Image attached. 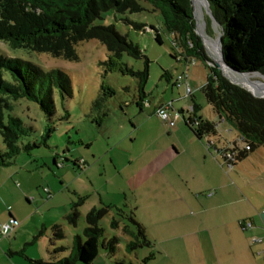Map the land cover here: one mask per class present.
<instances>
[{
  "label": "rangeland",
  "instance_id": "374dc122",
  "mask_svg": "<svg viewBox=\"0 0 264 264\" xmlns=\"http://www.w3.org/2000/svg\"><path fill=\"white\" fill-rule=\"evenodd\" d=\"M140 4L144 7L140 13H114L108 10L95 25L113 26L119 33L127 36L128 40L137 44L148 59L149 76L144 86V92L148 93L146 101L157 103L163 100L164 103H171L174 110L182 112L184 118H187L190 98L183 87L173 85L178 75L186 73L192 89V98L200 106L198 114L207 121L216 120L215 111L207 104L201 91V86L206 82L207 67L198 60L192 59L189 64L179 61L174 56L179 51L172 47V36L163 27L160 14L147 2L140 0ZM203 11L206 22V19L210 18L205 4ZM127 21L152 25L158 30L161 43L154 40L156 34L152 30L138 31ZM214 23L217 22L210 21V25L206 26V34L209 38L217 39L219 33L222 35V30L218 23V27H214ZM262 44L264 38L256 36L255 39H244L238 50H235L236 59L242 67L250 68L247 74L257 85H264V77L257 73L254 75L252 69L257 64L247 63H257L256 51ZM203 45L208 58L214 63L217 59L216 53L209 44V49L204 43ZM76 50L78 60L66 61L47 53L24 48L14 49L7 42L0 41L1 56L21 59L36 65L44 72L61 71L68 78L71 89L70 93H65L60 88L53 87L52 93L46 96L44 88L41 95L46 108H42L40 102L24 98L13 102V114L21 118L23 125L29 129L24 143L35 141L39 146L28 153H19L9 166L0 167V227L9 219V213L16 217L19 224L14 233L8 237H0V264H32L31 261L36 260L50 263L62 259L72 249L73 236L83 239L86 214L98 206L100 201L106 205L115 203L119 209L127 208L123 199L113 195L114 188L119 186V178L112 169L106 165L105 172L100 167L101 164L88 168L80 164V161L86 159L92 164L94 155H98L105 148L108 136L111 142L119 137H126L125 129L130 123L127 118L132 116L134 110H138L137 79L122 75L118 71L104 73L102 62L108 58V50L95 39L79 42ZM121 61L136 72L144 67L143 59L137 60L124 55ZM164 70L171 76L169 82L162 77ZM7 77L8 74H5V78ZM101 85L111 89L114 95H106L104 108L97 111L92 109V103L103 94V90L106 91L101 89ZM102 112L108 115L104 125L110 130V134L105 135L106 137L96 127V122L105 117ZM133 120L134 118L131 121ZM155 120L151 121L152 129L157 127ZM182 121L180 117L179 122ZM120 122L124 123V130L118 127ZM160 123L162 124L161 121ZM48 133L44 144L43 137ZM222 136L228 141L234 138L238 147L244 145L240 138L236 137L234 130L229 134L222 133ZM128 145L129 140L122 143V147ZM106 161L108 162V158ZM80 198L85 199L78 207L76 225L69 224L66 216ZM112 216L119 220L118 228L110 227ZM54 225H59L63 234L61 239L54 237ZM99 225L103 229V236L100 238L98 255L92 264H140L149 253H157L153 245L151 248L143 246L132 253L128 252L126 247L131 236L123 231V227L128 226L131 231L135 228L126 217L118 216L114 210L102 218ZM112 237L117 239V244L115 251L110 254L103 248L102 241ZM58 248L64 249L60 252L56 251Z\"/></svg>",
  "mask_w": 264,
  "mask_h": 264
},
{
  "label": "trees",
  "instance_id": "16d2710c",
  "mask_svg": "<svg viewBox=\"0 0 264 264\" xmlns=\"http://www.w3.org/2000/svg\"><path fill=\"white\" fill-rule=\"evenodd\" d=\"M143 1L160 14L163 27L172 36V47L179 51L174 56L186 64L193 59L207 67L206 82L201 86L207 104L213 108L220 120L237 131L241 142L250 145V150L247 151L232 143V147L220 152V154L227 150L235 152V166L260 145L264 146V99L253 96L249 93L250 90L247 91L223 77L219 68L208 58L203 45L204 43L209 49L207 40L203 38L202 43V39L195 31L196 9L194 18L191 0ZM202 1L205 4L204 0ZM207 1L213 18L221 26L224 61L239 72H247L250 68L240 65L236 59L235 50H238L239 44L244 39H255L256 36L264 38V0ZM108 10L114 13H140L144 7L140 4V0H0V41L7 42L14 49L24 48L38 53H47L54 58L66 59V61H77L76 45L79 42L95 39L108 50V58L102 62L104 73L118 71L122 75L136 77L139 93L136 106L141 108L148 96V93L144 92L149 76L148 59L142 54L137 44L128 40L127 36L119 33L113 26L95 25V22L101 19V15ZM206 22L203 13L201 27L205 31L206 26L210 25V20L206 19ZM127 23L138 31H144L145 27H148L156 34L154 40L161 43L160 34L152 25L129 21ZM217 23H214V27H218ZM124 55L137 60L143 59V69L136 72L122 63L121 58ZM256 62L247 64H257L252 71L264 74V44L256 51ZM5 74H8L7 78ZM162 77L168 82L171 78L165 70ZM53 87H58L65 93L71 91L68 78L63 72H44L34 64L0 55V167L9 166L19 153H28L39 146V143L35 141L24 143V138L29 135V129L23 125L21 118L13 114V102L24 98L40 102L42 108H46L41 94L45 88V95L49 96ZM101 89L106 91L103 90V94L92 103L93 110L101 111L104 108V97L114 95V92L105 88L104 85H101ZM256 95L264 97L263 94ZM188 97L191 104L185 123L191 132L198 138L204 135L218 136L217 123L203 119L198 114L200 106L195 103L192 95ZM178 113L184 118L182 112ZM104 115L105 112H102V116ZM51 131L52 129L49 130ZM48 135L49 133L43 137V143ZM84 199L80 198L79 202L74 203L70 208L66 216L69 224L76 225L79 216L78 207L82 205ZM112 210L118 216L126 217L135 228L131 231L128 226L123 227V231L131 236L126 247L128 252L132 253L143 246L152 247V243L146 238L144 227L135 220L132 210L126 213L123 209L101 203L86 214L83 239L73 236L72 249L67 256L50 263L43 260L31 261V263L92 264L98 255L100 238L103 236V229L99 222ZM12 217L9 213V219ZM118 223L119 220L112 216L109 222L110 227L118 228ZM52 228L55 231L54 237L61 239L63 234L59 225H54ZM40 234L41 232L37 236ZM116 244L115 237L102 241L103 248L110 254L115 251ZM63 249L58 248L56 251L61 252ZM153 258L154 253L151 252L141 260L140 264H147Z\"/></svg>",
  "mask_w": 264,
  "mask_h": 264
},
{
  "label": "crops",
  "instance_id": "0c3cea01",
  "mask_svg": "<svg viewBox=\"0 0 264 264\" xmlns=\"http://www.w3.org/2000/svg\"><path fill=\"white\" fill-rule=\"evenodd\" d=\"M163 104L137 107L127 118L126 137L111 142L108 136L93 163L83 164H101L105 172L107 165L119 178L113 195L123 199L124 211L132 210L157 251L147 264H264V146L227 169L220 152L236 141L222 133L234 128L215 113L218 136L198 138L186 118L168 127L157 117L153 111ZM104 116L96 122L103 136L110 134Z\"/></svg>",
  "mask_w": 264,
  "mask_h": 264
},
{
  "label": "built area",
  "instance_id": "2783aa9c",
  "mask_svg": "<svg viewBox=\"0 0 264 264\" xmlns=\"http://www.w3.org/2000/svg\"><path fill=\"white\" fill-rule=\"evenodd\" d=\"M148 29V27H145L144 30ZM150 30V29H149ZM188 79H187V74L183 73L181 75H178L174 84L178 87L181 88L183 87L185 89L186 94L192 95V89L188 84ZM144 106H149V101H145L144 102ZM153 113L159 117L161 120H163V122L168 126V127H172L173 125H175L176 120H178L180 117H182L178 111L173 110L172 109V104L168 103V104H163L160 105L159 107H157ZM183 118V117H182ZM194 125H197V123H194ZM241 140V138H240ZM242 141V140H241ZM243 148L247 149V151L250 150V145L248 143H243ZM235 155L236 153L231 151V150H227L223 153L220 154V158H221V164L227 168V169H232L234 167V162H235ZM80 164L83 165V161H80ZM9 210V209H8ZM19 226L18 222L16 221V219L14 217L10 218L7 220V222L5 224H2L1 228H0V236H9L11 233H13V231L15 230V228ZM251 226V223H247V225L243 226L245 228Z\"/></svg>",
  "mask_w": 264,
  "mask_h": 264
},
{
  "label": "bare ground",
  "instance_id": "6f19581e",
  "mask_svg": "<svg viewBox=\"0 0 264 264\" xmlns=\"http://www.w3.org/2000/svg\"><path fill=\"white\" fill-rule=\"evenodd\" d=\"M193 4H194L195 9H196V18H197V23H198L197 32L203 38H205L207 40L206 42L212 48L213 52L216 53V55H217L216 61L222 66L224 74L229 76L231 79L235 80V82L244 85L245 88L247 87L251 92H253L255 94H263L264 95V85H257L255 83H253L248 74L238 75V74H236L235 71H233L232 69H230V68L224 66V64H222L220 57H219V55H220V46H219L220 33L218 32L219 37L217 39H212V38L208 37V35L206 34V31L201 27L202 26L201 25V19L203 17V12H204L203 11L204 3L202 0H193ZM254 75H257V74L255 73Z\"/></svg>",
  "mask_w": 264,
  "mask_h": 264
},
{
  "label": "water",
  "instance_id": "95a60500",
  "mask_svg": "<svg viewBox=\"0 0 264 264\" xmlns=\"http://www.w3.org/2000/svg\"><path fill=\"white\" fill-rule=\"evenodd\" d=\"M204 1H205V9H206L207 14L209 15L210 21H211V23H212V22L215 21V19L213 18L212 14H211V10H210V8H209V3H208V1H207V0H204ZM191 3H192V6H193V16H194V18H195V14H194V12H195V8H194L193 0H191ZM195 22H196L195 31H196V33L199 35V37L202 39L201 41H202V43H203V41H204V40H203V37L197 32V26H198V25H197L196 18H195ZM221 41H222V35L220 36V41H219V46H220V55H219V57H220V60H221L222 64H224V66H226V67L232 69L233 71H235L236 74H238V75H241V74H247V72H239V71H237L235 68L229 66V65L224 61L223 56H222L223 53H222V42H221ZM213 64L216 65V66L219 68V70H220V72H221V75H222L223 77H225L226 79H228V80L231 81L232 83H235V85H237V86H239V87H241V88H243V89L249 91V89H247V88H245V87L239 85V83L235 82V80H233V79H231L229 76L225 75L224 72H223L222 66H221L217 61H215ZM255 73H257V74H259L260 76L264 77V74H261V73H259V72H255ZM249 93L252 94V95L255 96V97L263 98V99H264V97L261 96V95H256V94L252 93L251 91H249Z\"/></svg>",
  "mask_w": 264,
  "mask_h": 264
}]
</instances>
